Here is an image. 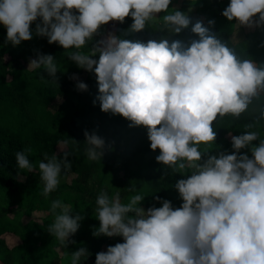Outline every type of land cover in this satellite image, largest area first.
I'll use <instances>...</instances> for the list:
<instances>
[{
  "label": "clouds",
  "instance_id": "1",
  "mask_svg": "<svg viewBox=\"0 0 264 264\" xmlns=\"http://www.w3.org/2000/svg\"><path fill=\"white\" fill-rule=\"evenodd\" d=\"M171 4L172 0H0V23L7 29L6 43L15 47L33 39L31 25L42 18L35 35L58 43L79 68L96 74L101 110L123 116L130 127H146L151 149L160 150L157 162L173 174L188 176L175 184L183 200L176 209L160 197L155 199L162 207L145 210L144 195H133L124 204L119 192L111 197L101 192L95 209L100 225L92 234L119 236L124 242L97 253L95 264H264V138L253 130L264 120V64L241 58L211 32L212 20L208 27L199 20L192 25L198 40L170 41L168 36L192 24L185 12L169 11ZM160 13L166 14L159 17ZM222 15L239 27H264V0H231ZM129 16L134 22L124 38L110 33L107 50L96 45L90 55L80 51L101 34L102 26H118ZM157 21L160 32L169 35L147 42L125 38ZM96 53L98 59L93 58ZM55 60L51 54H40L28 69L43 68L57 82ZM77 88L87 91L88 85L78 82ZM246 113L253 119L244 124V134L231 136L235 152L204 160L215 147L214 122L225 117L239 120ZM84 135L87 159L100 161L105 140L95 132ZM249 147L252 158L240 155ZM30 152L15 153L18 168L28 173L36 169L26 155ZM69 155L65 152L61 159L45 153L39 162L44 197L57 190L62 170H71ZM51 212L54 222L47 231L67 248L75 243L70 237L85 217L73 216L60 200L52 201ZM90 255L80 247L72 252L71 264H81Z\"/></svg>",
  "mask_w": 264,
  "mask_h": 264
},
{
  "label": "trees",
  "instance_id": "2",
  "mask_svg": "<svg viewBox=\"0 0 264 264\" xmlns=\"http://www.w3.org/2000/svg\"><path fill=\"white\" fill-rule=\"evenodd\" d=\"M230 2L172 0L169 11L185 12L192 24L168 38L186 43L198 40L191 31L192 25L199 20L208 27V21L212 20L215 24L211 26V32L235 48L241 58L264 64V27H239L235 20L229 21L222 13ZM41 22L42 18H38L32 23V40L22 41L15 47L6 43L7 29L0 23V264H71L72 252L80 247L91 253L81 264H95L97 253L124 242L123 237H95L92 234L100 225L95 209L96 198L101 192L107 191L109 197L119 192L124 204L133 195H144L141 207L145 210L162 207L161 201L165 199L176 209L182 206L183 200L175 184L188 176L173 174L157 162L160 150L151 149L146 127H130L131 122L123 116L101 110L96 100L99 95L96 74L79 68L67 58L66 50L58 43L49 44L47 37L35 35L36 25ZM133 22L129 16L118 26L115 23L102 26L101 34L80 51L90 55L96 45L102 51L107 50L110 33L124 38L122 34ZM169 34L160 32V21H157L125 38L147 42ZM40 54H51L56 58L57 82L43 68L28 69L30 61ZM96 54L94 59L99 58V53ZM81 74L84 75L80 79L72 78ZM78 82L86 83L88 90L80 91ZM252 119L253 116L246 113L239 120L225 117L220 123L214 122L215 147L203 159L207 160L209 155L218 156L220 152L233 154L231 136L244 134L247 131L244 124ZM253 130L259 131L264 138V120ZM85 131L95 132L105 140V155L100 161L87 159ZM253 144L258 145L259 140ZM61 145L65 148H60ZM29 148L31 152L26 155L36 166L31 173L20 170L15 160L16 152ZM65 152L70 154L71 170H62L57 190L46 198L42 195L44 185L38 164L45 153L63 159ZM244 154L252 158L250 147L240 150V155ZM69 175L73 177L68 179ZM132 186L135 191H129ZM155 197H160L161 201ZM53 200L68 205L73 216L80 213L85 217L77 233L70 237L75 243H70L67 248L47 231L54 222Z\"/></svg>",
  "mask_w": 264,
  "mask_h": 264
},
{
  "label": "rangeland",
  "instance_id": "3",
  "mask_svg": "<svg viewBox=\"0 0 264 264\" xmlns=\"http://www.w3.org/2000/svg\"><path fill=\"white\" fill-rule=\"evenodd\" d=\"M83 75H84V74H81V75L77 76V78L80 79L81 77H83ZM145 129H146V128H145ZM146 130H147V129H146ZM60 148L63 149V148H65V147H64V145H61ZM70 177H73V175H69V176H68V179H69ZM35 214H36V212H33V215H35Z\"/></svg>",
  "mask_w": 264,
  "mask_h": 264
}]
</instances>
